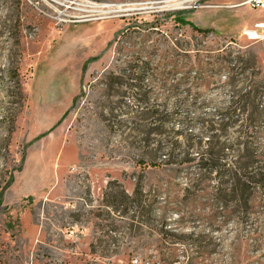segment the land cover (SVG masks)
<instances>
[{
	"label": "rangeland",
	"instance_id": "374dc122",
	"mask_svg": "<svg viewBox=\"0 0 264 264\" xmlns=\"http://www.w3.org/2000/svg\"><path fill=\"white\" fill-rule=\"evenodd\" d=\"M248 1L0 0V264H264V188L237 222L215 175L188 193L192 164L161 165L188 151L186 118L192 155L218 115L241 121L215 133L228 163L262 151L264 40L242 31L264 12ZM138 186L145 207L126 198Z\"/></svg>",
	"mask_w": 264,
	"mask_h": 264
},
{
	"label": "trees",
	"instance_id": "16d2710c",
	"mask_svg": "<svg viewBox=\"0 0 264 264\" xmlns=\"http://www.w3.org/2000/svg\"><path fill=\"white\" fill-rule=\"evenodd\" d=\"M182 14L183 13H178L175 19L176 23L183 26H190L194 31L205 35L213 32L212 29H202L193 25L191 22L187 21L182 16ZM19 84L18 86H20ZM216 118L217 119L209 122V132H212L213 134L207 141V150L198 151L196 156L192 155L191 150L193 151L195 148L201 150L203 148V138L202 136H193L192 132H188V127L190 122H192V119L186 118L184 121H181L180 124L186 133L185 138H187L186 140L189 142V145L186 146L189 152H182L180 150V146L178 147L177 144L174 145V143H172V149H169V147L164 148L166 150V154L163 155L165 158L162 159L161 165L163 164L165 166H173L179 164L184 165L188 163L192 164V172L190 173V178H188L189 183L187 184L186 188L188 193H191V190H195L197 188L198 189L196 192H200L201 190L199 188V183H201L203 177L215 175V179L219 181L218 185L220 187L217 192L223 194H221V196L225 202H227L229 198L230 202L233 203L232 208H228L230 210L232 209L231 211L229 210L230 214L238 218V222L243 216H247L249 214L250 205L252 203V191L256 190V188H264V166L258 167V165L264 163V147L260 153H254L253 150L256 147L250 150L248 148L247 142L244 144H239L237 145L238 148L234 152L235 155L233 156V160L228 163L224 155L225 146H222V144L218 142V137H216L215 133L216 131H220L225 135L227 128L230 127V125L236 124L239 121V117L237 116L236 118L235 115H218ZM255 120L256 115L253 114L247 116L245 119H242V123H244L243 125L248 126V128L245 130V132L238 131V133L243 134L246 137L249 136V131L251 130V126H253ZM214 124L219 128L215 129L213 126ZM12 132L13 127L10 133ZM46 135L47 133L40 135L37 137L36 141L42 137H45ZM211 140L214 142H211ZM215 140L217 142H215ZM241 145L242 148H240ZM6 149L8 150L9 147L6 146ZM168 149L169 151H167ZM176 150H178V153L174 154ZM178 158H181V160L178 161ZM150 166L156 167L159 165L155 162H151ZM18 170L20 171L21 169ZM186 170L189 171L191 169L187 168ZM13 179L14 177L11 178V180L3 187L0 192V207L3 204V196L6 190H8L10 185L13 183ZM194 195L195 194L192 193V196ZM126 198L132 200V203L138 208L142 206L145 207L143 205L144 201L142 199V191H140L139 186L136 188L131 197ZM225 206H227V204H225ZM225 206L224 211L227 210V207ZM142 222L143 221H140V223Z\"/></svg>",
	"mask_w": 264,
	"mask_h": 264
},
{
	"label": "built area",
	"instance_id": "2783aa9c",
	"mask_svg": "<svg viewBox=\"0 0 264 264\" xmlns=\"http://www.w3.org/2000/svg\"><path fill=\"white\" fill-rule=\"evenodd\" d=\"M252 9L264 12V0H249L247 3ZM243 37L249 41L264 40V18L253 24L252 27L242 31Z\"/></svg>",
	"mask_w": 264,
	"mask_h": 264
},
{
	"label": "bare ground",
	"instance_id": "6f19581e",
	"mask_svg": "<svg viewBox=\"0 0 264 264\" xmlns=\"http://www.w3.org/2000/svg\"><path fill=\"white\" fill-rule=\"evenodd\" d=\"M95 8H102V9H105L107 8L108 6H100V7H97V6H94Z\"/></svg>",
	"mask_w": 264,
	"mask_h": 264
}]
</instances>
